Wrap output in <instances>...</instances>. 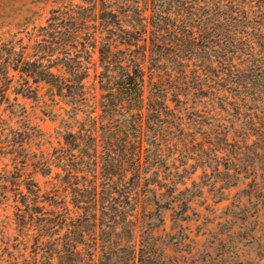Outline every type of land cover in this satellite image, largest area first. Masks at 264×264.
I'll use <instances>...</instances> for the list:
<instances>
[{"label":"trees","instance_id":"1","mask_svg":"<svg viewBox=\"0 0 264 264\" xmlns=\"http://www.w3.org/2000/svg\"><path fill=\"white\" fill-rule=\"evenodd\" d=\"M53 5L24 41L22 31L0 36V125L17 96L40 88L64 106L56 146L31 163L21 154L22 187L2 195L15 233L0 264L264 258V0ZM3 152L13 158L15 145L1 140ZM196 171L211 201L227 202L201 247L171 258L156 233L161 212L187 218ZM185 237L177 226L169 239L179 249Z\"/></svg>","mask_w":264,"mask_h":264},{"label":"rangeland","instance_id":"2","mask_svg":"<svg viewBox=\"0 0 264 264\" xmlns=\"http://www.w3.org/2000/svg\"><path fill=\"white\" fill-rule=\"evenodd\" d=\"M53 6V0H0V36L8 37L17 31H22L17 33V36H21L24 41V31L35 30L42 25ZM37 95L36 99L17 96L16 101L19 106L14 107L15 110L9 109V112L6 110L2 112L5 124H1L0 127L4 128V134L8 130L9 135L0 136V141L2 140L3 144L15 145L16 154L11 158L9 153H0V254L3 242L15 233L11 210L5 206L2 195H11L15 187H22L13 177L16 168L21 167L19 164L21 154L25 153L31 163L40 152H49L60 140V135L56 132L59 129V118L62 116L61 110L64 106L61 103H50L41 88L38 89ZM0 133L3 135L1 129ZM27 138L29 140L27 151L16 147L27 141ZM28 170L31 172L32 179L40 187H44L43 182L46 178L35 172L32 165ZM198 175L199 172L196 171L190 177L196 184L192 185L186 193L194 195L188 202L187 218L173 222L169 210L161 212L163 221L156 233L163 235L166 239V244L162 248L165 255L171 258L185 255L186 250L199 249L207 232L215 229L213 219H217L216 216L223 211V206L227 202L213 203L210 194L199 183ZM189 182L190 180H186V186H189ZM234 191L235 188H229L226 193L231 195ZM177 226L182 227L183 232L187 234V237L178 240L179 249L175 248L171 243L173 240L169 239ZM92 261L94 258L90 264H93ZM254 264H264V258L255 261Z\"/></svg>","mask_w":264,"mask_h":264}]
</instances>
